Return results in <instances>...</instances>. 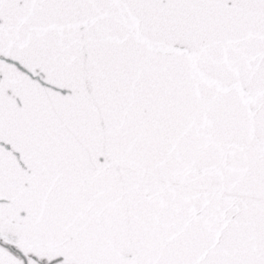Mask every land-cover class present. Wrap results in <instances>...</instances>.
Returning a JSON list of instances; mask_svg holds the SVG:
<instances>
[{
  "label": "snow or ice",
  "instance_id": "6c2138e0",
  "mask_svg": "<svg viewBox=\"0 0 264 264\" xmlns=\"http://www.w3.org/2000/svg\"><path fill=\"white\" fill-rule=\"evenodd\" d=\"M0 264H264V0H0Z\"/></svg>",
  "mask_w": 264,
  "mask_h": 264
}]
</instances>
